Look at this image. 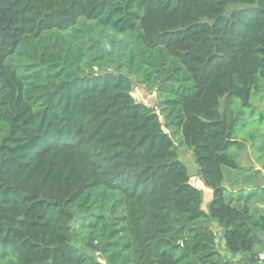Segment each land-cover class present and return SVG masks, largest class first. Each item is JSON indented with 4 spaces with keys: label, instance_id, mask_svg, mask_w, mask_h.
<instances>
[{
    "label": "trees",
    "instance_id": "1",
    "mask_svg": "<svg viewBox=\"0 0 264 264\" xmlns=\"http://www.w3.org/2000/svg\"><path fill=\"white\" fill-rule=\"evenodd\" d=\"M81 22L89 54L68 38ZM262 99L264 0H0V264H101L73 244L84 227L105 264H232L213 222L252 264L264 194L234 200L224 183L249 171L239 116L263 120ZM178 134L212 190L207 209ZM95 190V205L118 193L114 217L77 214Z\"/></svg>",
    "mask_w": 264,
    "mask_h": 264
},
{
    "label": "rangeland",
    "instance_id": "2",
    "mask_svg": "<svg viewBox=\"0 0 264 264\" xmlns=\"http://www.w3.org/2000/svg\"><path fill=\"white\" fill-rule=\"evenodd\" d=\"M234 7L235 6H230L229 11ZM89 36L91 37V34H89V23L87 22H81L78 27L69 32L68 38L70 43L73 44L72 48L74 49L75 53L84 51L89 54L88 47L91 44ZM22 58L20 59V57H16L15 61L19 62L22 60ZM94 70L98 71L99 68L96 67ZM106 70H113V68H108ZM131 78L134 83L133 95L136 97V99L155 107L157 100L156 93L151 92L146 87L142 86L136 76H132ZM258 108L262 110V104H258ZM156 111L158 112V110ZM239 117L241 122L239 124V137L244 139V144L242 149L235 151V153L236 156H238L240 165L245 169L247 168L246 170L249 171L243 173L241 170H226L225 184L227 195L230 196L231 193H233V190L239 192V187L247 188V190L257 191L258 186L260 188L259 190L261 194H264V119L259 120V115L252 113L248 108H245ZM174 140L176 143L178 158L187 166L191 175V184L203 191V208L207 209L212 199V190L204 185L198 176V166L194 159L193 150L192 148L184 145L182 142V136L180 134L176 135ZM233 177L238 180V186L234 185ZM248 179L251 180L249 183H254L247 184L246 180ZM99 192L100 191L98 190L92 192L91 199L86 203H82L76 208L77 214L87 217L91 216L93 218L96 216V214H99L101 211H103L106 216L114 217L115 215L113 206L117 204V199L119 197L118 193L107 192L104 199L95 205L93 201L98 199L97 196ZM121 212L122 209L118 208L117 214ZM212 225L218 236V249L226 256H229V260L232 264H242L243 259L240 256H231L230 253H228L225 247L223 231L220 225L217 222H213ZM89 233L90 231H88L85 227L83 229L80 228L79 235L75 237L73 244H76L81 248H85L88 252L92 253L101 264H105L104 254L96 247V243L93 245L91 244L89 240Z\"/></svg>",
    "mask_w": 264,
    "mask_h": 264
},
{
    "label": "crops",
    "instance_id": "3",
    "mask_svg": "<svg viewBox=\"0 0 264 264\" xmlns=\"http://www.w3.org/2000/svg\"><path fill=\"white\" fill-rule=\"evenodd\" d=\"M233 183H234V185L235 186H238L237 185V183H238V180L235 178V177H233ZM247 184H248V182H246ZM224 185H225V187H226V184L224 183ZM236 188V187H235ZM241 189V187H239V189L238 190H240ZM226 194H227V191H226ZM247 194V192H245V195ZM241 196V192H237V191H235V190H233V193H231V195L230 196H232V198H234V200H236V199H238V198H242V199H246V196ZM228 196V195H227ZM257 199H259V200H257ZM252 201H253V203L256 205V206H258V207H260L261 209H264V201H263V198H261V197H259V198H252ZM222 229V228H221ZM223 231V230H222ZM226 247V246H225ZM231 255V254H230ZM232 256H240L241 258L243 257V255L242 254H237V255H232Z\"/></svg>",
    "mask_w": 264,
    "mask_h": 264
},
{
    "label": "built area",
    "instance_id": "4",
    "mask_svg": "<svg viewBox=\"0 0 264 264\" xmlns=\"http://www.w3.org/2000/svg\"><path fill=\"white\" fill-rule=\"evenodd\" d=\"M252 264H264V250L260 251L256 257L255 261Z\"/></svg>",
    "mask_w": 264,
    "mask_h": 264
}]
</instances>
